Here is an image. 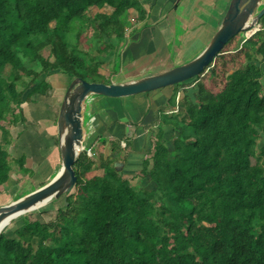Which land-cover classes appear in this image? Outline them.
I'll return each mask as SVG.
<instances>
[{"label":"trees","instance_id":"obj_1","mask_svg":"<svg viewBox=\"0 0 264 264\" xmlns=\"http://www.w3.org/2000/svg\"><path fill=\"white\" fill-rule=\"evenodd\" d=\"M143 2L0 0V187L15 164L33 174L27 157L8 149L23 132L12 129L31 122L28 95L77 77L112 83L123 66L110 58L148 18ZM94 8L100 11L90 14ZM261 23L242 44L234 36L203 73L175 85L169 102L177 111L162 113L140 173L117 170L120 144L101 160L82 150L78 181L60 197L55 218L24 215L12 235L5 227L0 264H264V16ZM96 168L104 175L90 177Z\"/></svg>","mask_w":264,"mask_h":264},{"label":"crops","instance_id":"obj_2","mask_svg":"<svg viewBox=\"0 0 264 264\" xmlns=\"http://www.w3.org/2000/svg\"><path fill=\"white\" fill-rule=\"evenodd\" d=\"M146 1L150 3L149 16L145 22L137 24V30L133 31L135 35L133 33L128 35L130 38L129 43L122 50V71L124 68H128L124 72L127 76L132 75V73H142L146 69H152L159 64L164 65L166 59L162 63L161 60L167 57L165 49L168 50V44L178 37L177 21L180 20L185 21L189 28L188 33L181 37L182 46L180 50L193 51L198 49V51H203L220 27L231 0ZM131 13L134 14L133 16H137L135 9H132ZM152 19L155 22L149 23L148 21ZM143 25L147 26L142 28ZM261 28L262 23L260 20L256 29L243 35L240 44L245 41L247 34L253 31L255 33ZM138 29L140 30L138 31ZM260 60L259 65L263 70L261 84L264 95V58L260 56ZM62 77L67 78L66 76ZM198 81L195 80L187 88L194 87ZM126 82H130V80ZM63 85L64 87H62ZM59 86L57 91L67 87L65 83L61 82ZM174 90L173 88H163L143 95L120 98L92 95L87 101L88 105L85 112L86 137L83 142L84 149L93 150L92 152L97 159L101 160L103 157L110 156L114 145L118 146L120 144L118 157L120 158L119 162L122 163L121 170H123L125 176L132 177L140 173L143 168V161L150 156V150L154 143L153 134L162 113H172L174 109L177 111V107L174 108L169 102ZM39 95L42 96V94ZM62 102L63 97L60 104ZM29 108L31 110V107ZM53 117L52 125L57 123L58 112H54ZM166 129L167 136L171 137L173 132L171 127L167 126ZM43 134L44 132L42 136L47 137L46 139L53 141V143L14 142L9 145L8 149L13 158L18 159L21 156H26V167L33 172H36L42 166L44 167L45 164L48 173L54 172L56 174L60 171L62 163L58 151V133L47 131V134ZM56 140L58 141L56 142ZM259 145L260 147L264 146L263 133ZM18 150H20V153H18ZM54 153L55 161L51 159ZM88 175L90 177L104 175V171L101 168H96Z\"/></svg>","mask_w":264,"mask_h":264},{"label":"water","instance_id":"obj_3","mask_svg":"<svg viewBox=\"0 0 264 264\" xmlns=\"http://www.w3.org/2000/svg\"><path fill=\"white\" fill-rule=\"evenodd\" d=\"M261 7V8H260ZM264 16V0H231L220 27L205 49L191 61L171 69L124 83L90 82L77 77L70 83L57 119L62 166L47 184L18 200L0 206V234L14 218L37 209L70 192L78 181L76 161L84 150V127L88 99L96 94L120 98L150 93L186 82L203 73L213 63L226 44L241 32L257 28ZM117 170L122 163L116 162ZM8 222L4 225V221Z\"/></svg>","mask_w":264,"mask_h":264},{"label":"rangeland","instance_id":"obj_4","mask_svg":"<svg viewBox=\"0 0 264 264\" xmlns=\"http://www.w3.org/2000/svg\"><path fill=\"white\" fill-rule=\"evenodd\" d=\"M183 1H186V0H183ZM143 3H144L143 5L146 8L147 12H149V4L150 3H147L146 0H144ZM98 11H100V10L97 8H94L91 10L90 14H95ZM105 11H109V10H105ZM148 22L153 23V22H155V20L152 19ZM177 27H178V29H177L178 37L168 44V50L165 49L167 57H164V59L161 60V63H162L166 59L164 65L159 64V65L153 67L152 69L151 68L146 69L142 73H132V75H130V76H127L124 73L125 70L126 71L128 70V68H124L123 71L118 69L119 73L118 72L115 74L113 73L110 76V78L112 77L113 82L123 83V82H126L127 80H130V81L131 80L132 81L137 80L139 78L149 76L152 74H156L159 72H163V71L171 69L175 66L185 64V63L191 61L192 59H194L196 56H198V54H200L202 52L200 50L198 51V49L193 50V51L192 50H187V51L180 50V48L182 46L181 45V37H183L186 33H188L189 28H188V24L185 21H181V20L177 21ZM90 31L92 32V29H90ZM91 32L86 30L83 34V44L85 46H86L87 38L90 36ZM244 34H245V32H241L239 35L242 37ZM133 35H135V34L133 33ZM127 39H128V41H127V43H128L130 40L128 35H127ZM123 44L124 43L120 42L118 47H123ZM93 52L96 53L97 55H101L102 57L100 59H104V56H103L104 52L103 51L94 50ZM110 60H112L113 65H115V64L121 65V63H122V66H123V58H122L121 53H116L115 56H111ZM66 79H64V77H62V76L58 77L59 82L63 81V80L67 81ZM59 82H57V83H59ZM188 86H189V84H187L184 87H188ZM62 87H64V85ZM68 87L69 86H67L66 89L65 88L59 89L58 91L54 90V89L49 90L48 94L42 95V96H40L39 94H35V95L29 94L28 95V98H27V100L29 101L28 105H29V107H31V110H30L31 122H28L26 125L20 124L16 128L12 129V132H13L12 134L14 136H16L20 130L23 131L20 136H17V140L15 141V143H53V141L51 142L48 139H46L47 137L42 136V133L44 132L43 135L47 134V131L49 133H55V134H56V132L58 133L57 123L52 125V119H54L53 114H54V112H58V115H59L61 105H62V103L60 104V102H61L62 97L64 99ZM184 87H182V89H185ZM167 88L168 89L169 88L175 89V85L166 87V89ZM141 94L143 95L146 93H141ZM134 96H136V95H134ZM130 97H132V96H130ZM57 138H59V133H58ZM57 141L58 140H56V142ZM58 151L61 155L60 146L58 147ZM18 153H20V150H18ZM117 156H118V154H117ZM54 157H55V153L53 154V158H51L53 161H55ZM255 161L256 160L253 159V162H255ZM14 167H15L14 172L12 173L13 179L11 180V182H8L6 184V186L0 187V206L10 204V203L16 201V199L19 195H22V194H24L30 190L34 191L35 189L41 187V185L44 184L45 182H47L48 180H50V178L54 174V172L48 173V168H47V165H45V164H44V167L43 166L40 167L38 170H36V172H33L32 175L30 173L27 174V173L23 172L19 168V166L16 164L14 165ZM57 173H56V175H57ZM46 175H47V177H46ZM150 186H153V183H151ZM54 200H56V201H54ZM62 205H63V199H61V198L53 199L50 202H48L47 204H45V205H43L37 209L31 210L29 212H26L25 214L18 216L17 218H14L13 219L14 221L12 220L11 223L8 224L9 228H10V230L7 232L8 235H12V232H13L12 230L15 227L24 226V222H23V216L24 215H27V216L29 215V216H31L32 219H42V220L50 221L53 218H55V216L57 214L58 207H60Z\"/></svg>","mask_w":264,"mask_h":264},{"label":"built area","instance_id":"obj_5","mask_svg":"<svg viewBox=\"0 0 264 264\" xmlns=\"http://www.w3.org/2000/svg\"><path fill=\"white\" fill-rule=\"evenodd\" d=\"M133 21H134V19H133ZM130 32H131V30L129 29V31H128V33H127V35H129L130 34ZM253 33H254V31L253 32H251L250 34H247V38H249V37H251L252 35H253ZM88 153L90 154V155H94V153L92 152V150L90 149L89 151H88Z\"/></svg>","mask_w":264,"mask_h":264},{"label":"bare ground","instance_id":"obj_6","mask_svg":"<svg viewBox=\"0 0 264 264\" xmlns=\"http://www.w3.org/2000/svg\"><path fill=\"white\" fill-rule=\"evenodd\" d=\"M6 221L8 222V220H5V221H4V222H5L4 225L7 223ZM10 222H11V221H10ZM10 222H9V223H10ZM6 226H7V225H6ZM6 226H5V227H6ZM5 227H4V229H5Z\"/></svg>","mask_w":264,"mask_h":264}]
</instances>
